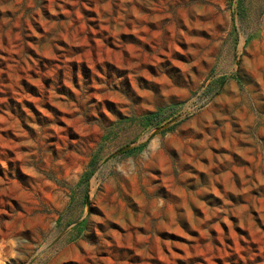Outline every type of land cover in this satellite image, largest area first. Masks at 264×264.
<instances>
[{"label":"rangeland","instance_id":"1","mask_svg":"<svg viewBox=\"0 0 264 264\" xmlns=\"http://www.w3.org/2000/svg\"><path fill=\"white\" fill-rule=\"evenodd\" d=\"M0 264H264V0H0Z\"/></svg>","mask_w":264,"mask_h":264}]
</instances>
